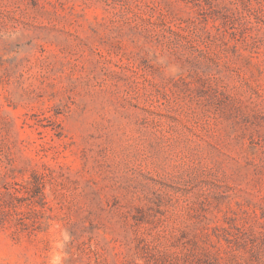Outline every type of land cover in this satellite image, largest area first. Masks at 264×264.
<instances>
[{
  "label": "rangeland",
  "instance_id": "rangeland-1",
  "mask_svg": "<svg viewBox=\"0 0 264 264\" xmlns=\"http://www.w3.org/2000/svg\"><path fill=\"white\" fill-rule=\"evenodd\" d=\"M0 264H264V0H0Z\"/></svg>",
  "mask_w": 264,
  "mask_h": 264
}]
</instances>
